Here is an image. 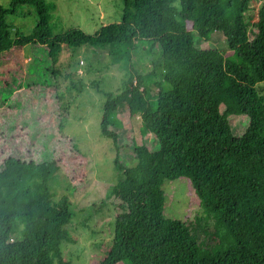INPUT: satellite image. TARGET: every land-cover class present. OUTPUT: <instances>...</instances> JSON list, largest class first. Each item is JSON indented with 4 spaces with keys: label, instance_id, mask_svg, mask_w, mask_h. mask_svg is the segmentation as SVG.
<instances>
[{
    "label": "trees",
    "instance_id": "1",
    "mask_svg": "<svg viewBox=\"0 0 264 264\" xmlns=\"http://www.w3.org/2000/svg\"><path fill=\"white\" fill-rule=\"evenodd\" d=\"M256 1L261 4L250 24L244 15ZM22 5L37 13L27 32L7 20ZM47 5L0 4V61L27 46L32 58L40 53L56 62L62 46L88 44L129 64L122 88L102 107L100 131L113 142L120 175L108 196L120 203L113 237L93 264H264V94L257 90L264 82V0H124L121 20L94 34L79 28L54 34ZM215 30L240 63L217 48L195 46L193 31L207 39ZM146 42L160 52H148L151 67L143 71V61L131 54ZM17 61L23 66L20 56ZM137 116L140 133L154 136L159 147L133 143L132 164H124L120 131L132 130L127 117ZM238 117L245 119L239 133L232 125ZM34 122L26 125L28 135ZM62 166L12 155L0 162V264H72L61 251L73 217L70 200H54L48 185ZM179 178L192 188L190 203L199 202L214 220L212 227L205 218L188 223L165 215L164 184Z\"/></svg>",
    "mask_w": 264,
    "mask_h": 264
},
{
    "label": "rangeland",
    "instance_id": "2",
    "mask_svg": "<svg viewBox=\"0 0 264 264\" xmlns=\"http://www.w3.org/2000/svg\"><path fill=\"white\" fill-rule=\"evenodd\" d=\"M10 1L0 0V4L7 6ZM46 3L54 34L72 28L94 34L102 25L121 20L124 0H46ZM260 4L252 2L245 12L250 24ZM36 17L33 5H22L7 20L21 32H27L34 26ZM193 40L198 48H217L228 61L240 63L221 31L210 32L207 39L193 31ZM21 50L17 54L23 66L17 64L19 56L0 61V75L10 72L0 77V162L12 155L25 161L55 159L63 164L52 172L48 182L53 199L66 195L73 213L66 225L69 237L61 242L62 255L72 264H93L113 237L115 209L120 203L114 196H108L120 175L114 168L117 152L113 142L100 131L102 107L107 97L122 88L129 70L128 61L120 63L106 48L88 44L62 46L56 62L40 53L32 58L27 46ZM148 52L159 53L160 49L151 48L146 42L137 45L131 54L132 60L143 61V71L151 67ZM5 79L9 80L8 85L3 83ZM257 90L264 94V82L257 84ZM127 118L132 130L124 127L120 131V142L126 145L120 158L122 163L130 165L131 156L127 154L133 143H145L152 150L159 145L151 134L140 133L138 116ZM33 120L35 127L28 135L26 125ZM232 125L239 133L244 129L245 119L235 118ZM164 189L166 216L188 223H196L198 217L205 218L208 226H213L214 220L208 217L204 207L199 202L190 203L193 191L185 179L165 182Z\"/></svg>",
    "mask_w": 264,
    "mask_h": 264
}]
</instances>
